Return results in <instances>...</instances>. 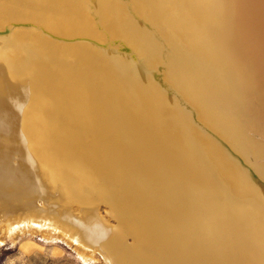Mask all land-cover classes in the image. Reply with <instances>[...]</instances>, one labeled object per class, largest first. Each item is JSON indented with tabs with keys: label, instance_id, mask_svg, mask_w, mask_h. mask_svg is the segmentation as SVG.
I'll use <instances>...</instances> for the list:
<instances>
[{
	"label": "bare ground",
	"instance_id": "bare-ground-1",
	"mask_svg": "<svg viewBox=\"0 0 264 264\" xmlns=\"http://www.w3.org/2000/svg\"><path fill=\"white\" fill-rule=\"evenodd\" d=\"M32 230L264 264V0H0V231Z\"/></svg>",
	"mask_w": 264,
	"mask_h": 264
},
{
	"label": "rangeland",
	"instance_id": "rangeland-1",
	"mask_svg": "<svg viewBox=\"0 0 264 264\" xmlns=\"http://www.w3.org/2000/svg\"><path fill=\"white\" fill-rule=\"evenodd\" d=\"M0 237L3 239L0 264H101L99 260L82 256L75 246L62 238L48 233L32 230L9 237L0 231Z\"/></svg>",
	"mask_w": 264,
	"mask_h": 264
}]
</instances>
